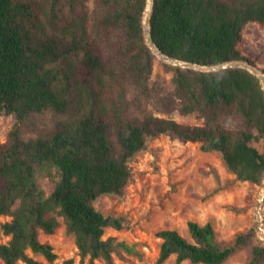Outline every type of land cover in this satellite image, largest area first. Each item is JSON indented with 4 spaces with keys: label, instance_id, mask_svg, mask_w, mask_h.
I'll list each match as a JSON object with an SVG mask.
<instances>
[{
    "label": "trees",
    "instance_id": "16d2710c",
    "mask_svg": "<svg viewBox=\"0 0 264 264\" xmlns=\"http://www.w3.org/2000/svg\"><path fill=\"white\" fill-rule=\"evenodd\" d=\"M0 0V112L16 119L0 142V217L9 237L0 242L3 264H43L57 259L40 240L63 220L81 262L137 254L105 229L125 228L124 218L100 202L121 200L132 180L130 162L160 135L198 143L221 156L236 180L262 186L264 88L242 67L199 71L165 64L166 81H152L156 55L146 41L147 0ZM154 43L163 53L195 64L246 62L262 73L253 56L264 43V0H154L150 17ZM151 105L152 108L148 106ZM197 115L188 125L156 112ZM48 115L53 128L37 131ZM58 174L46 195L37 176ZM190 239L161 229L158 257L164 264H223L252 234L223 246L212 223L188 221ZM129 261V260H128ZM68 263H71L68 262ZM132 264H135L132 262ZM247 264H264L258 240Z\"/></svg>",
    "mask_w": 264,
    "mask_h": 264
},
{
    "label": "rangeland",
    "instance_id": "374dc122",
    "mask_svg": "<svg viewBox=\"0 0 264 264\" xmlns=\"http://www.w3.org/2000/svg\"><path fill=\"white\" fill-rule=\"evenodd\" d=\"M88 4L92 8L93 0H89ZM260 47V51L254 52L253 56L256 63L264 67V43H260ZM166 63L156 55L152 81H166L170 78ZM148 107L152 108L151 105ZM156 115L188 125L205 124L199 116L182 115L177 110L169 114L156 112ZM15 122L13 115L0 112V142L8 140ZM36 125V132L31 128L24 129V136L47 133L53 128L48 115ZM255 146L264 152L262 142L255 143ZM130 167L132 180L126 187L124 197L119 200L107 196L100 202V207L106 213L124 218L125 224L122 230L106 228L104 238L116 237L137 252L132 255L124 253L129 261L116 256V264H154L161 244L156 232L175 229L190 239L188 221L212 223L217 241L223 246L232 245L237 235H251L252 230H255L257 236H251L249 242L223 264H247L253 246L258 240L264 243L257 231V208L264 182L259 186L236 180L219 154L202 152L198 143H183L164 134L150 141L147 151L136 156L130 162ZM37 179L45 194L49 195L58 180V174L53 169L51 175L42 172ZM9 220V217H0L2 243H6L9 237L2 233L1 224ZM60 222L54 234H40L41 241L52 244L57 259L48 263L42 256L34 255L36 259L43 264H104L102 260L90 262L88 258L81 262L74 237L66 233L61 218ZM0 264H3L1 260ZM164 264H175V257H170ZM182 264L192 263L186 261Z\"/></svg>",
    "mask_w": 264,
    "mask_h": 264
},
{
    "label": "water",
    "instance_id": "95a60500",
    "mask_svg": "<svg viewBox=\"0 0 264 264\" xmlns=\"http://www.w3.org/2000/svg\"><path fill=\"white\" fill-rule=\"evenodd\" d=\"M153 4H154V0H147L146 11L148 10L150 11V17H151V13L153 9ZM150 17L147 20H144V33H145L146 41L155 55L158 54L165 61H167L168 63L172 65L179 66L182 68H192V69L199 70V71H218V70L225 69V68L242 67V68L248 69L254 75H256L260 79L263 85V88H264V73L260 75L259 73L260 70L250 65L249 63L233 62L235 64L228 63V64H222L218 66H205V65L195 64L192 62H188L185 60H181V59L166 55L161 50H159V48L156 46V44L153 41L152 34H151ZM263 206H264V185H263V190H262V194L260 197L259 205L257 208V231H258L259 236L264 240Z\"/></svg>",
    "mask_w": 264,
    "mask_h": 264
},
{
    "label": "bare ground",
    "instance_id": "6f19581e",
    "mask_svg": "<svg viewBox=\"0 0 264 264\" xmlns=\"http://www.w3.org/2000/svg\"><path fill=\"white\" fill-rule=\"evenodd\" d=\"M150 17V11L148 10V11H146V14H145V18H144V20H147L148 18ZM157 56H159L158 54H156ZM159 57H161V56H159ZM162 58V57H161ZM163 59V58H162ZM164 60V59H163ZM260 73V72H259ZM260 75H262L261 73H260Z\"/></svg>",
    "mask_w": 264,
    "mask_h": 264
}]
</instances>
